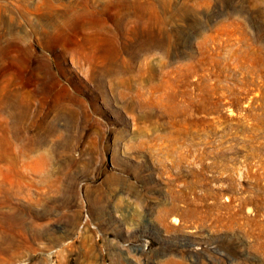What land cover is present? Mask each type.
Returning a JSON list of instances; mask_svg holds the SVG:
<instances>
[{
    "label": "rangeland",
    "instance_id": "1",
    "mask_svg": "<svg viewBox=\"0 0 264 264\" xmlns=\"http://www.w3.org/2000/svg\"><path fill=\"white\" fill-rule=\"evenodd\" d=\"M0 264H264V0H0Z\"/></svg>",
    "mask_w": 264,
    "mask_h": 264
},
{
    "label": "bare ground",
    "instance_id": "2",
    "mask_svg": "<svg viewBox=\"0 0 264 264\" xmlns=\"http://www.w3.org/2000/svg\"><path fill=\"white\" fill-rule=\"evenodd\" d=\"M99 58V57H98ZM101 64V63H100Z\"/></svg>",
    "mask_w": 264,
    "mask_h": 264
}]
</instances>
